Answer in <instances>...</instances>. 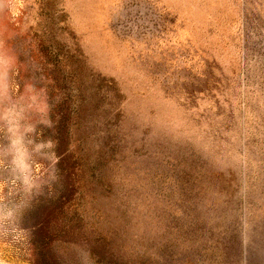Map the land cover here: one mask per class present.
<instances>
[{
  "label": "rangeland",
  "instance_id": "rangeland-1",
  "mask_svg": "<svg viewBox=\"0 0 264 264\" xmlns=\"http://www.w3.org/2000/svg\"><path fill=\"white\" fill-rule=\"evenodd\" d=\"M0 264H264V0H0Z\"/></svg>",
  "mask_w": 264,
  "mask_h": 264
}]
</instances>
